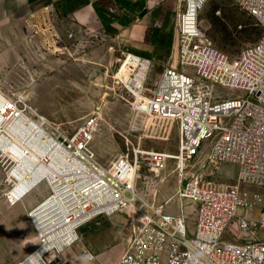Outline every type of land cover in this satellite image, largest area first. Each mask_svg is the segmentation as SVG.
Returning a JSON list of instances; mask_svg holds the SVG:
<instances>
[{
  "label": "built area",
  "instance_id": "1",
  "mask_svg": "<svg viewBox=\"0 0 264 264\" xmlns=\"http://www.w3.org/2000/svg\"><path fill=\"white\" fill-rule=\"evenodd\" d=\"M206 1L178 0L179 67H165L149 86L152 60L129 54L132 74L119 77L135 97L148 96L149 115L176 123L174 157L139 149L105 165L92 145L97 116L69 132L24 95L0 89V200L13 205L47 187L28 210L36 245L17 264H56L84 226L114 214L129 222L117 264H264V0H234L261 27L259 39L234 59L200 27L198 8ZM204 155L206 163L236 164V182L205 180L192 164ZM170 161L180 177V211L145 199L137 187L142 166L157 174ZM187 203L193 217L184 212Z\"/></svg>",
  "mask_w": 264,
  "mask_h": 264
},
{
  "label": "rangeland",
  "instance_id": "2",
  "mask_svg": "<svg viewBox=\"0 0 264 264\" xmlns=\"http://www.w3.org/2000/svg\"><path fill=\"white\" fill-rule=\"evenodd\" d=\"M50 2L51 9L45 14H36L43 3H37L32 11L30 5L15 4V15H12L15 16V32L3 30L0 40V89L10 95H24L41 115L69 132L76 131L87 117L97 116L101 127L92 145L105 165L122 155L134 156L139 149L175 155L178 150L176 123L149 115L140 100L141 96L149 100L148 96L135 97L119 80L126 74L131 75L134 69L129 54L142 55L127 42L124 26L141 16L148 7V0ZM92 3L97 7L98 17L93 19L90 14L81 22L76 11ZM198 18L206 36L231 59L261 35L257 20L240 9L234 0H208L199 9ZM30 26L37 32L31 31ZM70 33L74 34L73 38H69ZM175 35L174 29L169 38ZM167 63L179 67L178 57L173 56ZM161 70V66L151 69L149 86L156 82ZM149 91L147 89V94ZM204 159L205 155L192 164L205 180L236 182V164H211ZM175 167V161H170L156 174L142 166L137 185L141 196L159 205L168 203L169 210L180 211L176 196L180 177ZM46 192L47 187L42 184L23 202L10 205L6 198L0 200V228L3 230L0 264H17L36 245L28 208L32 206L31 198L40 200ZM193 207L185 204L184 212L192 215ZM261 211L257 209L254 216L259 217ZM243 213L244 209L239 208L238 215ZM15 215L21 216L19 223L10 222ZM97 219L87 225L89 236L103 233L110 225L109 216ZM190 221L192 223V218Z\"/></svg>",
  "mask_w": 264,
  "mask_h": 264
},
{
  "label": "crops",
  "instance_id": "3",
  "mask_svg": "<svg viewBox=\"0 0 264 264\" xmlns=\"http://www.w3.org/2000/svg\"><path fill=\"white\" fill-rule=\"evenodd\" d=\"M51 0H0V40L3 30L15 32V4L30 5L31 11L37 3H43L36 14H45L51 9ZM46 3V4H44ZM176 5L177 0H148V7L141 13V16L133 18L129 24L124 26L123 34L130 44L138 48L139 53L150 58L154 66L163 67L169 65L168 59L172 60L173 56L178 57V37L169 38V34L174 33L176 23ZM45 8V9H44ZM95 4L81 7L76 13L79 15L81 22L92 15L96 19L99 12ZM36 11V10H35ZM28 13V10L27 12ZM87 25L86 23H84ZM83 24V25H84ZM31 27V26H30ZM174 28V29H173ZM36 31L35 27L30 28ZM159 62L160 63L159 65ZM158 63V65L156 64ZM163 64V65H162ZM2 69V56L0 53V73ZM162 71V70H161ZM127 75V74H126ZM3 181V171L0 165V185ZM37 199L31 198L30 203L34 206ZM31 206V207H32ZM30 207V208H31ZM28 208V210L30 209ZM110 217V225L103 233L89 236L87 227L80 231L81 238L78 243L65 250L56 264H117L121 255L126 248V236L129 231L128 219L121 214H114ZM11 223L21 221L20 215L11 217ZM99 218V217H98ZM6 220V219H5ZM94 219L89 225L96 222ZM19 223V222H18ZM12 226V225H10ZM3 230L0 228V234ZM9 231V230H7ZM4 231V232H7ZM92 256V257H90Z\"/></svg>",
  "mask_w": 264,
  "mask_h": 264
},
{
  "label": "bare ground",
  "instance_id": "4",
  "mask_svg": "<svg viewBox=\"0 0 264 264\" xmlns=\"http://www.w3.org/2000/svg\"><path fill=\"white\" fill-rule=\"evenodd\" d=\"M199 4H197L196 6H198ZM202 7V5L199 6L198 8V11L199 9ZM131 75H124V79H129ZM151 90V89H150ZM149 94H150V91H149ZM0 97H4L1 93H0ZM140 100H141V106L142 107H145V108H148L149 110V100L145 99L144 96L140 97ZM5 150H7V152H9V147L6 146V148H4ZM171 157H174V154H171ZM160 172V171H159ZM159 172H157V174H159Z\"/></svg>",
  "mask_w": 264,
  "mask_h": 264
}]
</instances>
